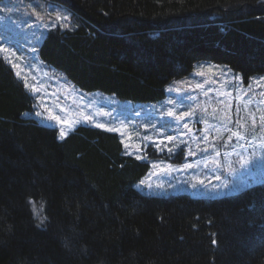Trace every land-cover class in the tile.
I'll list each match as a JSON object with an SVG mask.
<instances>
[{
	"label": "trees",
	"instance_id": "obj_1",
	"mask_svg": "<svg viewBox=\"0 0 264 264\" xmlns=\"http://www.w3.org/2000/svg\"><path fill=\"white\" fill-rule=\"evenodd\" d=\"M49 1L72 13L37 56L80 90L155 102L196 62L264 74V0ZM33 105L0 55V264H264V183L144 195L149 163L117 134L80 125L60 140Z\"/></svg>",
	"mask_w": 264,
	"mask_h": 264
},
{
	"label": "rangeland",
	"instance_id": "obj_2",
	"mask_svg": "<svg viewBox=\"0 0 264 264\" xmlns=\"http://www.w3.org/2000/svg\"><path fill=\"white\" fill-rule=\"evenodd\" d=\"M71 13L70 8L49 0H0V55L11 66L16 63L26 68L21 76L27 78L30 86L38 82L40 90L33 93L31 87H25L24 79L17 77L34 99L31 116L40 125L56 129L60 140L61 127L67 133L80 125L97 128L96 123L118 129L111 133L124 141L125 151L134 157L140 155V160L149 163L147 173L134 185V189L147 196L166 198L185 194L194 199H216L264 183V130L259 127V117L264 114V103H260L264 101L261 95L264 74L252 76L245 83L240 73L227 66V76L215 68L213 72L207 67L200 68L201 65L220 68L225 65L196 62L186 76L171 80L165 87L164 97L155 102H137L101 91H83L60 71L44 65L37 56V48L46 32L53 28L51 25L67 28ZM57 15L61 16L59 21ZM198 70H203L205 75H194ZM17 71L20 69H14L15 75ZM249 100L252 102L245 109ZM229 104L230 124L226 119ZM238 106L239 115L246 119L259 107L255 132L250 121L246 132L237 126ZM169 110L175 115L167 116ZM37 112L41 115L37 116ZM184 112L192 115L177 122L175 116ZM52 115H59L69 123L58 125L51 119ZM185 122L191 132L183 128ZM225 125L243 132L245 140L237 141L233 137L225 146L231 134L224 130ZM105 128L98 129L106 131ZM205 134L207 140H204ZM168 136L174 139L168 141ZM153 142L165 150H158ZM125 144L130 147L126 149ZM138 148L142 151L137 152ZM167 148H172L173 153ZM146 149H150L149 154H145ZM189 164L191 168L186 167Z\"/></svg>",
	"mask_w": 264,
	"mask_h": 264
},
{
	"label": "snow or ice",
	"instance_id": "obj_3",
	"mask_svg": "<svg viewBox=\"0 0 264 264\" xmlns=\"http://www.w3.org/2000/svg\"><path fill=\"white\" fill-rule=\"evenodd\" d=\"M56 19H57V21H59V20L61 19V16L57 15ZM64 19H66V17H64ZM51 27H55V25H51ZM64 27H67V25H64ZM0 51H2V49H0ZM9 62H11V61H9ZM12 67H13L14 69H20V71H17V72H16V75H17V77H19V78H21V79H24L25 87H31V91H32L33 93H37V92H39L40 89H39V87H38V82L30 86V85L28 84V82H27V78L24 77V76H21V72H22V71H26V68H24V67H22L20 64H16V63H12ZM204 67H207V70H208L209 72H213V69L215 68L218 72L222 73L224 76H227V73H228V70H227L226 66H225L224 68H220L219 66H215V65H207V66H205V65H201V66H200L201 69H203ZM213 74H215V73H213ZM194 75L203 76V75H205V73H204L203 70H198L196 73H194ZM261 79H264V78H261ZM257 83H259V81H257ZM199 86H200V85L198 84L197 87H199ZM169 91H172V89H169ZM229 95H231V93H229ZM245 95H247V93H245ZM261 95L264 96V93H261ZM251 102H252V101L249 100V101H247V102L245 103V109H247V105H248L249 103H251ZM260 103H264V101H261ZM228 107H229V113H228L226 119H227L228 123L230 124V123H232V116H231V112H230L231 105L229 104ZM256 111H259V107L256 108ZM256 111L250 112L249 115H248V117H247V119H246L245 117L239 115V113H240V108H239V106H238V107H237V117H238V119H236V121H235L236 124H237V126H238L240 129H245V132H246V131H247V127H246V126L248 125V123H249V121H250L251 129L253 130V132H255V130H256V128H257ZM36 115H37V116H40L41 113H40V112H37ZM174 115H175L174 112L171 111V110H169L168 113H167V116H169V117H172V116H174ZM191 115H192L191 112H184V113L181 114V115L175 116V120H176L177 122H179V121L184 120V119H185V116H191ZM51 119H52L53 121H55L56 124H58V125H64V124H68V123H69L68 121L63 120L59 115H52V116H51ZM85 119L88 120V119H90V118L86 117ZM94 126L97 127V128H105V125L102 124V123H96ZM259 127L261 128V130H264V114L260 115V117H259ZM183 128H188V129H189V132L192 131V130L189 128V125H188L187 122H185V123L183 124ZM105 130H106V131H109V132H112V131H117V132H118V131H119L118 129H114V128H112V127H107V128H105ZM224 130H225V131H228V132L231 133V134L229 135V137H228V140H227L226 143H225V146H227L229 143H231L233 137H235L237 141H244L245 138H246V137H245V134H244L243 132H241V131H234V130H232L231 128H228L227 125L224 126ZM59 135H60V138L63 139V138H65V137L68 135V133L64 130L63 127H61L60 130H59ZM121 135H122V133H121ZM130 138H131V137H129V139H130ZM173 139H174V138H173L172 136H168V137H167V140H168V141H172ZM204 140H207V134L204 135ZM123 142H124V141L122 140L121 143H123ZM161 143H163V141H161ZM248 143H251V140H249ZM153 144L157 147L158 150H160V151L165 150L164 148H160V145H159V144H155V142H153ZM129 147H130V145L125 144V148H126V149L129 148ZM165 147H166V146H165ZM241 147H243V144H241ZM140 151H142V149H139V148H138V149H137V152H140ZM167 151H168L169 153H173V149H172V148H167ZM205 151H207V149H205ZM233 151L235 152V149H234ZM128 154H129V155H132L131 152H129ZM190 154H193V153H190ZM237 154H238V153H237ZM217 155H219V153H217ZM141 158H142V157H141L140 155H136V159L139 160V159H141ZM153 166L155 167L156 165H153ZM186 167H187V168H191L192 165L189 164V165H186ZM180 170H183V169H180ZM201 183H203V181H201ZM212 243H213V244H216V241L213 240Z\"/></svg>",
	"mask_w": 264,
	"mask_h": 264
}]
</instances>
